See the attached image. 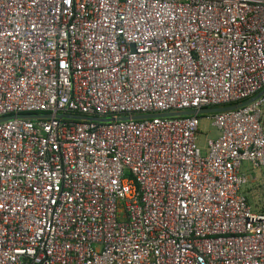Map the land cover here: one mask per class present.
I'll list each match as a JSON object with an SVG mask.
<instances>
[{"label":"built area","instance_id":"2783aa9c","mask_svg":"<svg viewBox=\"0 0 264 264\" xmlns=\"http://www.w3.org/2000/svg\"><path fill=\"white\" fill-rule=\"evenodd\" d=\"M263 90L264 0H0V264H264Z\"/></svg>","mask_w":264,"mask_h":264},{"label":"water","instance_id":"95a60500","mask_svg":"<svg viewBox=\"0 0 264 264\" xmlns=\"http://www.w3.org/2000/svg\"><path fill=\"white\" fill-rule=\"evenodd\" d=\"M264 91V90H263ZM263 91H261L259 94H257L256 96H254L253 98L246 100V101H242L238 104H234V105H230V106H222V107H213V108H208V109H201V110H197V111H193V110H188V111H180V112H171V113H164V114H160L161 117H174V116H190V115H204V114H214V113H219V112H226V111H231V110H235L241 107H244L246 105H248L249 103H251L253 100H255L256 98H258ZM155 115H150V114H146V115H135L132 117H120L119 120L120 121H124V120H128V119H133V120H143V119H149L154 117ZM19 118H25V119H36V118H48L47 115H43V116H37V115H33V114H24V115H19ZM56 117L58 119H62V118H72V119H77V120H83V121H98V122H109L111 121V119L109 118H93V117H86V116H75V115H65V114H57ZM9 118H5V119H0V121H4Z\"/></svg>","mask_w":264,"mask_h":264},{"label":"rangeland","instance_id":"374dc122","mask_svg":"<svg viewBox=\"0 0 264 264\" xmlns=\"http://www.w3.org/2000/svg\"><path fill=\"white\" fill-rule=\"evenodd\" d=\"M206 133L208 134V137H214L215 136V129H214V127H212L210 125V123L207 120L201 119L200 120V126H199V133L197 136V144L202 149L205 146ZM254 174L257 175L258 172H254ZM259 181H260V183L258 185L259 187L257 186L258 190H254V192L250 193L252 204H254V203L258 204V202H260L264 196L263 195V193H264V176L262 177V175H260Z\"/></svg>","mask_w":264,"mask_h":264},{"label":"trees","instance_id":"16d2710c","mask_svg":"<svg viewBox=\"0 0 264 264\" xmlns=\"http://www.w3.org/2000/svg\"><path fill=\"white\" fill-rule=\"evenodd\" d=\"M258 187H259V186H258ZM258 187H256V188L258 189ZM262 192H263V191H262ZM263 195H264V193H263ZM263 200H264V196H263ZM261 209L264 210V207H262Z\"/></svg>","mask_w":264,"mask_h":264},{"label":"flooded vegetation","instance_id":"af4514ba","mask_svg":"<svg viewBox=\"0 0 264 264\" xmlns=\"http://www.w3.org/2000/svg\"><path fill=\"white\" fill-rule=\"evenodd\" d=\"M250 202H251V199H250Z\"/></svg>","mask_w":264,"mask_h":264}]
</instances>
